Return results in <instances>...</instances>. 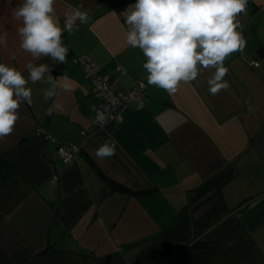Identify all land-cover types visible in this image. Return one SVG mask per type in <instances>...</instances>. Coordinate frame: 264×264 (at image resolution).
Wrapping results in <instances>:
<instances>
[{"label": "crops", "instance_id": "crops-1", "mask_svg": "<svg viewBox=\"0 0 264 264\" xmlns=\"http://www.w3.org/2000/svg\"><path fill=\"white\" fill-rule=\"evenodd\" d=\"M21 2L0 0V62L25 79L28 63L50 72L29 80L33 104L21 103L0 139L16 170L5 184L0 170V264H264V0H248L236 17L246 45L224 60L229 88L216 95L213 68L172 94L148 84L146 58L126 43L136 0H56L61 28L66 13H87L62 33L63 64L20 48L23 22L12 13ZM87 55L111 78L123 69V90L144 81L147 107L130 104L122 122L96 127L99 100L74 60ZM49 74L58 88L45 100ZM105 141L116 154L99 158ZM69 142L81 152L64 163L57 147ZM183 211L188 232L162 235Z\"/></svg>", "mask_w": 264, "mask_h": 264}, {"label": "clouds", "instance_id": "clouds-1", "mask_svg": "<svg viewBox=\"0 0 264 264\" xmlns=\"http://www.w3.org/2000/svg\"><path fill=\"white\" fill-rule=\"evenodd\" d=\"M55 4L56 0H22L12 14L23 22L17 29L22 50L33 57L51 56L63 64L69 49L62 33H71L75 21L86 20L87 13L79 9L66 13L61 28L53 18ZM247 4L248 0H136L126 11V43L139 48L146 58L143 68L148 73V84L172 94L181 82L196 80L201 68H213L207 80L209 93L216 95L229 88L224 80L228 73L224 60L246 45L236 17ZM7 38V30L0 31V47L7 46ZM27 71L25 79L21 71L0 62V139L12 133L21 103L33 104L32 89L26 87L29 80L33 84L41 81L50 69L46 64L28 63ZM48 82L52 88L44 90L45 100L57 94L54 90L58 84L50 74ZM106 120L103 112H97V123L102 125ZM116 149L115 141H105L95 155L112 157Z\"/></svg>", "mask_w": 264, "mask_h": 264}, {"label": "built area", "instance_id": "built-area-1", "mask_svg": "<svg viewBox=\"0 0 264 264\" xmlns=\"http://www.w3.org/2000/svg\"><path fill=\"white\" fill-rule=\"evenodd\" d=\"M74 60L82 64L84 74L91 83L92 94L99 100L96 114L103 112L107 117L102 125L97 123L95 117L94 125L96 127H104L110 121L122 122L130 104H135L139 111L147 107L148 85L144 81H137L131 89L123 90L120 87V78L124 74V70L120 67L114 70L111 78L109 75L102 74L100 65L88 55L75 57ZM47 138L54 139L50 134L47 135ZM57 150L62 161L69 163L78 158L81 147L74 142H69L60 144Z\"/></svg>", "mask_w": 264, "mask_h": 264}, {"label": "trees", "instance_id": "trees-1", "mask_svg": "<svg viewBox=\"0 0 264 264\" xmlns=\"http://www.w3.org/2000/svg\"><path fill=\"white\" fill-rule=\"evenodd\" d=\"M3 170V180H4V184L6 183V181L16 173L15 168L7 163L1 156H0V170ZM190 227V221H189V217L186 211H183L180 216L178 217V219L168 228L166 229L162 235L164 236H171L174 234H183L185 232H188Z\"/></svg>", "mask_w": 264, "mask_h": 264}]
</instances>
